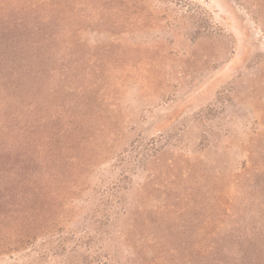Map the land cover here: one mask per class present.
<instances>
[{
	"label": "rangeland",
	"instance_id": "374dc122",
	"mask_svg": "<svg viewBox=\"0 0 264 264\" xmlns=\"http://www.w3.org/2000/svg\"><path fill=\"white\" fill-rule=\"evenodd\" d=\"M215 255L264 264V0H0V264Z\"/></svg>",
	"mask_w": 264,
	"mask_h": 264
},
{
	"label": "trees",
	"instance_id": "16d2710c",
	"mask_svg": "<svg viewBox=\"0 0 264 264\" xmlns=\"http://www.w3.org/2000/svg\"><path fill=\"white\" fill-rule=\"evenodd\" d=\"M210 247L215 248L213 244H211ZM202 264H232V263L229 261L223 260L220 256L215 255L211 259L204 260Z\"/></svg>",
	"mask_w": 264,
	"mask_h": 264
}]
</instances>
